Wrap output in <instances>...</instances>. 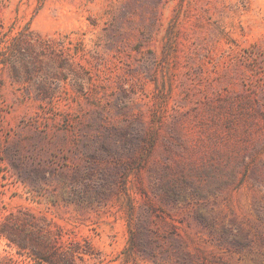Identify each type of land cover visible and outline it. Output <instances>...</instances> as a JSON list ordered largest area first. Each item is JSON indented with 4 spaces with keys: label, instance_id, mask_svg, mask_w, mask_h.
<instances>
[{
    "label": "rangeland",
    "instance_id": "rangeland-1",
    "mask_svg": "<svg viewBox=\"0 0 264 264\" xmlns=\"http://www.w3.org/2000/svg\"><path fill=\"white\" fill-rule=\"evenodd\" d=\"M0 256L264 264V0H0Z\"/></svg>",
    "mask_w": 264,
    "mask_h": 264
},
{
    "label": "trees",
    "instance_id": "trees-1",
    "mask_svg": "<svg viewBox=\"0 0 264 264\" xmlns=\"http://www.w3.org/2000/svg\"><path fill=\"white\" fill-rule=\"evenodd\" d=\"M34 254L38 256V253L37 251L35 252V250ZM0 264H19V262L16 259H13L12 257L0 256Z\"/></svg>",
    "mask_w": 264,
    "mask_h": 264
}]
</instances>
